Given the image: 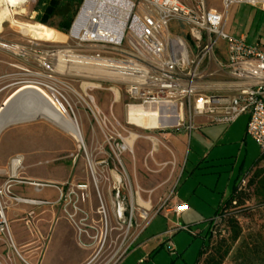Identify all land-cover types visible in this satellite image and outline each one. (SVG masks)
Returning a JSON list of instances; mask_svg holds the SVG:
<instances>
[{"label":"rangeland","instance_id":"rangeland-1","mask_svg":"<svg viewBox=\"0 0 264 264\" xmlns=\"http://www.w3.org/2000/svg\"><path fill=\"white\" fill-rule=\"evenodd\" d=\"M36 1L14 7H4L0 2V152L7 140V153L10 151V156L22 159L17 169L20 178L30 175L47 180L55 178L59 183L53 186L66 195L59 203L62 214L55 223V231L60 233L66 222L71 228L61 237L57 251L50 248L49 254L57 253L63 258L60 263H67L79 256L81 249H86L87 257L82 264H105L117 252L125 233L127 245L145 224L146 220L140 218L145 208L141 203L150 207L148 215L153 216L162 202L168 200L171 206L175 186L176 191L187 195V211L181 219L174 214L165 218L160 209V214L155 215V220L140 238V241L151 238L147 241V252L137 250L126 258L130 257L128 264H195L214 208L229 196L234 184L245 179L242 188L246 185L257 163L258 167H264L260 148L246 134L247 115H240L229 124H211L205 118H196L197 125L201 120L209 125L195 126L189 136L186 134L188 139L182 161L171 146L177 136L174 132L143 130L173 127L175 119L127 124L125 104L128 100L122 87L102 82L100 88L87 89L95 99V113L85 111L83 101L69 94L78 129L81 132L82 128L83 132L82 142L78 144L69 135L65 120L54 121L44 115L53 108L37 91L26 89L15 93L20 86L27 85L45 90L42 84L46 79L32 75L41 69L36 61L38 50L47 45L56 49L74 45L70 30L63 33L34 20ZM206 2L209 7L227 14L226 33L233 37L245 35L249 43H259L264 49V13L243 2H235L228 9L222 0ZM84 20L83 17L79 19L80 27ZM16 21L35 22L36 29L28 34L15 24ZM56 22L57 18L52 24ZM177 30L173 23L171 31ZM218 47L223 48L224 43L220 41ZM56 70L60 73V66ZM67 80L72 89L82 94L90 85L86 79L68 77ZM130 135L132 146L119 153L114 144ZM2 169L0 167L1 183L8 179L2 175ZM18 176L14 177L16 181L30 185V181L20 180ZM80 184L86 188L78 189ZM118 206L125 210L120 218L115 214ZM230 214L238 219L242 238L264 225V212L253 196ZM130 216L131 225H128ZM123 220H126V232L125 227H121ZM33 222L30 216L23 221L31 237L37 233ZM10 226L14 232L15 224ZM174 228L178 230L170 232ZM157 234V239H152ZM221 235L226 236L227 232ZM38 237L40 243L36 246L42 248L46 234ZM22 238H26L25 234ZM216 240L218 238L212 240L213 244ZM168 242L171 249L167 248ZM29 243L23 247L28 249ZM237 245L238 242L232 245L222 264H233L232 252Z\"/></svg>","mask_w":264,"mask_h":264},{"label":"built area","instance_id":"built-area-1","mask_svg":"<svg viewBox=\"0 0 264 264\" xmlns=\"http://www.w3.org/2000/svg\"><path fill=\"white\" fill-rule=\"evenodd\" d=\"M222 1L225 9L243 2L264 13V0ZM80 17L85 20L78 34L71 36L74 45L62 49L47 45L38 50L36 61L41 69L32 73L46 79L42 85L60 114H72L74 118L70 117L77 126L68 98L70 92L83 101L85 111L95 113V99L87 89L100 88L102 82L115 83L126 94V107L164 103L166 108L161 112L164 118L176 121L173 127L143 130L184 131L189 135L195 128V117H204L211 124H229L240 115H247L246 134L264 155V49L259 43H249L245 35L233 37L226 33V13L209 7L206 0H83L73 23ZM173 23L178 27L174 32ZM220 41L223 48L218 47ZM68 77L86 79L90 85L83 94L79 93L68 84ZM131 135L114 144L119 153L132 146L127 142ZM21 160L20 156H14L10 164L19 167ZM14 182L23 183L11 173L0 183V243L5 247L0 264H10L13 256L30 264L12 238L6 211L18 203L50 202L16 195L12 190ZM29 183L36 190L49 185ZM244 184L245 179H241L238 186ZM58 190L57 204L66 199L62 189ZM166 201L154 215L163 210L178 216L186 208L182 203L169 207ZM149 210L143 207L140 214L145 224L154 216L148 215ZM124 211L118 206L115 214L120 218ZM222 218L223 213L219 212L209 219L207 230L213 236ZM121 227L126 232V220ZM131 241L126 245L125 233L117 252L105 264H118ZM167 248H172L170 242Z\"/></svg>","mask_w":264,"mask_h":264},{"label":"crops","instance_id":"crops-1","mask_svg":"<svg viewBox=\"0 0 264 264\" xmlns=\"http://www.w3.org/2000/svg\"><path fill=\"white\" fill-rule=\"evenodd\" d=\"M26 89L32 90L33 88H25L24 86H20L16 90L15 93H18ZM33 90L37 91V93L45 100V97L41 93V91H44V90H41L40 88L33 89ZM196 118H199V117H195V119ZM200 118H204V117H200ZM205 125H209V123H205L201 120L200 124L197 125L195 122V126L198 128L200 126H205ZM80 130L82 132V128ZM174 133L177 136L171 141V146L176 152V154L178 155V157L182 160L183 151L187 144L186 140L188 139L189 135L186 136V133H182V131L174 132ZM7 147H8V141L5 140L2 150L0 152V167L3 168L2 175L9 178L11 173L14 174V177L16 175L18 176L19 171L17 170L18 169L17 166H14V165L11 166L10 159L14 156H10L9 154L10 151L7 153V151L5 150V148ZM262 157H264V155H262ZM18 179L24 180V181H35L36 183L40 181H49L48 182L49 185H46L39 190H36L35 187H33L31 184L25 185L22 183L19 184L18 182H14L13 187H12L13 192L20 197L46 200L50 202L48 204L18 203L15 205H11L6 211V215L9 220V227H10L12 238L17 248L22 253V256L24 257V259L30 264H82L83 261L87 257V254L85 251L86 249H83V250L81 249L79 256L71 258L67 263H60V261H62L63 258L62 259L59 258L57 256V253L54 254L53 256L49 254V252L51 251L50 248H54L53 250L55 252L57 251L58 246L60 244L61 237H63L65 233H68V231H70V228H71L70 223L66 222L64 228H62V231L60 233L59 231L57 232L55 231L57 230L56 229L57 227H55V223L58 219H60L62 212H61V208L59 204L56 203V200L59 196V190L58 188L54 187L53 184H56L59 182H56L57 180L55 178L47 180L46 178H39V177L31 176V175L27 177H23V178H20L18 176ZM4 180L5 178L3 179V181ZM17 188L19 190L16 192L15 189ZM186 197L187 195H183L180 190L178 191L174 190V195L171 200V205H179L182 203L186 205V208L178 216H176L173 212L171 213L163 212L162 216L167 218L168 215L174 214L175 218L181 219L182 215L188 209L187 206H188L189 200ZM220 203L217 205L216 208H214L212 216L214 215L215 210L219 207ZM28 216H30L34 220L33 222L34 231L36 230L35 233L37 232L36 234H33V237L28 235L27 231H25V228L23 226V221L28 219ZM155 218L156 217L154 215L144 225V227L136 233V235L132 238V241L130 242L131 245H130L129 250L127 251L126 255L120 260L118 264H128L130 257L128 258L126 257L128 256V254L132 252H137V250H141L142 253L147 252L146 250L148 247L147 241H150L151 238H148L146 240H141V241H140V238L143 235L144 231L152 224ZM64 220L66 219L64 218ZM11 224H15L14 232L10 226ZM206 228H207V225H206ZM162 233L165 235V232H162ZM24 234L26 236L25 239L22 238V235ZM39 234L41 235L46 234L42 248H39L36 246V244L40 243V238L38 237ZM158 235L159 234H157V236H153L152 239H157ZM27 242L28 243L30 242L28 245L29 247L28 249L23 247V245H25ZM4 253H5V247L1 245L0 243V256L4 257ZM10 264H24V263L19 258L13 256L12 262Z\"/></svg>","mask_w":264,"mask_h":264},{"label":"trees","instance_id":"trees-1","mask_svg":"<svg viewBox=\"0 0 264 264\" xmlns=\"http://www.w3.org/2000/svg\"><path fill=\"white\" fill-rule=\"evenodd\" d=\"M82 2L83 0H37L34 20L67 33ZM55 18L57 22L52 24ZM258 165L257 163L253 168L246 185L240 188L234 184L229 196L215 210L214 215L222 212L223 218L215 229L214 236L207 230L208 228L205 229L204 243L195 264H222L235 242H238V245L232 252L233 264H264V225L250 233L248 237L242 238L238 219L230 214L232 209L243 206L252 196L264 212V167ZM222 231L227 232V235H221L224 233ZM217 238L213 244L212 240ZM203 255L205 257L200 261Z\"/></svg>","mask_w":264,"mask_h":264},{"label":"bare ground","instance_id":"bare-ground-1","mask_svg":"<svg viewBox=\"0 0 264 264\" xmlns=\"http://www.w3.org/2000/svg\"><path fill=\"white\" fill-rule=\"evenodd\" d=\"M26 1L27 0H0V2L4 3V5H5V6L3 5L4 7H14L17 4H25ZM79 19L77 20V22L75 23V25L73 27V31H72L73 33H75L76 31L79 30V27H80L78 25ZM15 24H17V26H19V28H21L22 30H24L28 34L36 29L35 22L34 23H27V22L22 23V22L16 21ZM72 32H71V34L73 35ZM29 83H32V82H29ZM24 87L25 88L38 89L36 86H32V85H29V86L27 85V86H24ZM39 91H41V90H39ZM44 91H41L42 95L45 97V100L53 108V111H46L44 115H48L54 121L65 120V122H67V125L69 126V128H68L69 135L71 137H73L74 139H76L78 142L82 141V136H81V132L78 129V124L76 126L74 120L70 116L60 114L57 111V109L54 107L52 99L50 98V96ZM165 108H166V105L164 103H159L157 105L146 104V105L125 107L126 123L129 124V125H135V123L137 121H146V120H150V119H155V120L165 119L163 114L161 113ZM132 140H133V138L131 140L127 141L129 145H131ZM15 163L17 164V161H15ZM78 188L83 189V188H86V186L79 185ZM141 204L145 206V208H144L145 210H149L150 209V207L147 204H144V203H141Z\"/></svg>","mask_w":264,"mask_h":264},{"label":"water","instance_id":"water-1","mask_svg":"<svg viewBox=\"0 0 264 264\" xmlns=\"http://www.w3.org/2000/svg\"><path fill=\"white\" fill-rule=\"evenodd\" d=\"M74 25H75V24L73 23V25H72V27H71V32L73 31V27H74ZM78 32H79V30L76 31L75 33H73V32H72V33H73L74 36H76V35L78 34Z\"/></svg>","mask_w":264,"mask_h":264}]
</instances>
